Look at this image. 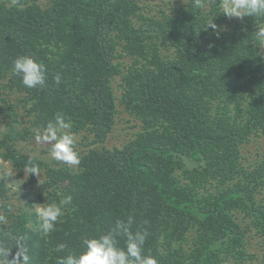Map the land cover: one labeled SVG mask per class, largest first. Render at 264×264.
Wrapping results in <instances>:
<instances>
[{
    "label": "trees",
    "instance_id": "16d2710c",
    "mask_svg": "<svg viewBox=\"0 0 264 264\" xmlns=\"http://www.w3.org/2000/svg\"><path fill=\"white\" fill-rule=\"evenodd\" d=\"M147 1L0 0V114L12 123L0 138V171L8 162L21 177L32 158L39 202L72 196L44 236L35 204L11 202L0 177V240L23 236L32 264H57L82 251L83 237L133 216V230L149 232L144 254L159 264H264V46L254 36L264 18H228L220 0L203 9ZM213 18L225 29L219 37L206 30ZM20 55L46 63L45 87L28 89L12 73ZM122 112L140 129L110 147ZM24 113L33 129L57 113L70 119L86 140L81 162L57 161L47 146L25 152L21 142L36 141L17 125ZM253 141L260 149L247 164Z\"/></svg>",
    "mask_w": 264,
    "mask_h": 264
},
{
    "label": "clouds",
    "instance_id": "9594fccd",
    "mask_svg": "<svg viewBox=\"0 0 264 264\" xmlns=\"http://www.w3.org/2000/svg\"><path fill=\"white\" fill-rule=\"evenodd\" d=\"M196 8L206 7L205 0H193ZM221 13L228 18L243 20L254 17L255 21L264 18V0H220ZM254 32L255 40L264 46V24L257 25ZM207 29L216 32L217 37L225 29L214 23V18L207 22ZM12 73L21 79L28 89L43 88L47 84L48 68L44 61L29 55L17 56L12 62ZM55 83L60 84L62 77L55 75ZM71 120H66L63 113H57L53 120L47 122L43 129H33L37 143L49 144L53 159L67 165H78L81 154L76 145V135L71 131ZM24 175L36 176L41 185L40 168L29 158L23 168ZM72 202V196L67 195L59 202L37 203L33 209L40 232L44 236L56 230V225L62 222L67 206ZM0 223H7L0 215ZM135 218L117 219L114 227L108 231L99 232L93 237L81 239L82 251L57 256V264H159L156 257L144 254V246L149 236L147 229L133 230ZM123 241V245L121 244ZM65 243H58L56 253H64ZM13 249L15 254L13 255ZM0 264H32L30 249L23 236L15 237L12 243L7 239L0 240Z\"/></svg>",
    "mask_w": 264,
    "mask_h": 264
},
{
    "label": "rangeland",
    "instance_id": "374dc122",
    "mask_svg": "<svg viewBox=\"0 0 264 264\" xmlns=\"http://www.w3.org/2000/svg\"><path fill=\"white\" fill-rule=\"evenodd\" d=\"M182 0H148L151 5L150 7L152 9H155L154 7H157V5H163L165 7L170 6L167 4L168 2L170 4L178 3ZM43 5H47L49 0H41ZM12 101L16 102V99L14 98V95L11 94ZM0 103H3V100H0ZM21 111H23L21 107ZM25 114V113H24ZM25 119L27 120L25 123L21 122L17 125L21 128L28 125V128H30L31 131H33V126H31L30 118L28 115L25 114ZM27 124V125H26ZM12 125L11 121L2 116L0 114V138L2 137V133L9 129V127ZM140 129V121L134 119L129 114L122 112L118 118L117 123L112 131V133L109 135V138L107 140V145L112 147L114 145L122 146L126 141L133 138L135 135V132ZM76 135V145L78 148L83 147L82 143H86V140L83 138L82 133H75ZM259 142H252L247 146V148L244 150V155L246 156V163L252 164L256 161L258 150L260 148L257 147ZM264 145V142H262ZM21 145L25 152L31 153V154H40L42 153L43 148L51 147L49 144L44 143H27L26 141L21 142ZM50 153V152H49ZM50 157V155L48 154ZM1 162V159H0ZM3 170L0 171V177H7L9 178V187H11L10 194L12 195L10 198V201L15 204H22L24 205L25 201H28V204H36L42 203L39 202L37 191L39 189V184H32L28 182V175H22L21 177H17L16 173L17 170L12 168L8 162H5L2 164ZM29 191V195L25 196L20 199L21 195L23 193H26Z\"/></svg>",
    "mask_w": 264,
    "mask_h": 264
}]
</instances>
